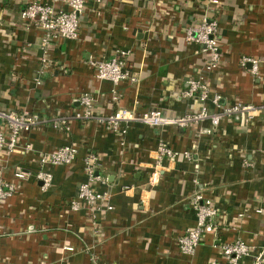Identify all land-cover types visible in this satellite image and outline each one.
Listing matches in <instances>:
<instances>
[{"label":"crops","instance_id":"obj_1","mask_svg":"<svg viewBox=\"0 0 264 264\" xmlns=\"http://www.w3.org/2000/svg\"><path fill=\"white\" fill-rule=\"evenodd\" d=\"M33 1L66 10L65 0H0V111L69 117L80 110L83 93L92 96L94 111L102 116L118 108L157 109L168 117L197 111L200 104L180 93L197 77L205 55L185 40V31L206 17L219 28L220 62L207 76L210 94H219L225 105H252L259 113L244 126L234 119L216 128L206 121L163 129L130 124L124 146L94 122L72 120L68 132L45 123L21 133L17 150L0 161V180L15 186L0 203V264H226L223 244L239 239L261 247L264 0H88L78 38L51 46V67L40 63L42 33L20 17ZM119 50L130 51L127 68L138 82L120 83L113 102V85L97 80L88 61L108 60ZM243 57L257 61L256 74L249 63L241 66ZM159 142L190 151L191 160L163 159L157 165ZM62 146L76 147L78 155L69 166L44 167L52 180L42 189L34 178L39 156ZM87 152L99 159L101 179L92 189L106 194L112 208L95 218L83 208L68 209L86 180ZM17 170L29 177L15 179ZM197 192L212 201L217 231L184 255L178 239L195 226L191 199Z\"/></svg>","mask_w":264,"mask_h":264},{"label":"built area","instance_id":"obj_2","mask_svg":"<svg viewBox=\"0 0 264 264\" xmlns=\"http://www.w3.org/2000/svg\"><path fill=\"white\" fill-rule=\"evenodd\" d=\"M87 1L65 0L66 10L59 11L47 4L33 1L21 11V19L33 24L42 33L40 63L44 67H51L53 64L49 59L50 48L53 44L58 41H73L78 38L79 19ZM185 40L198 45L205 55V61L199 69L197 77L187 81L186 88L180 93L182 99L200 104L197 111L179 117H168L157 109L138 112L136 109L118 108L112 114L102 116L95 113L94 101L89 93H83L79 97L80 110L74 111L69 117L58 115L48 120L29 111L18 113L0 111V161L2 157L9 156L17 150L21 133H27L45 123H48L54 130L68 132L72 120L82 123L94 122L118 135L121 139L120 145L124 146V138L130 124H142L153 129H163L166 127L187 128L190 125H197L206 121L212 128H216L223 120L234 119L241 126L252 121L259 113L257 107L240 103L225 105L219 94L211 95L209 92L207 76L218 67L220 62L217 21L202 17L197 26L185 31ZM129 55V50H119L108 60L88 61V65L93 70L97 80L108 81L113 85L114 89L111 96L113 102H117L119 99L116 87L120 83L126 81L135 85L138 82L136 76L127 68L126 58ZM240 63L242 67L249 63L251 73L256 74V60L243 57ZM36 83L39 84V82ZM77 155L78 150L74 146H62L52 152L40 155L38 160L40 170L35 173L34 178L41 182V188L47 189L52 180L51 174L43 170L44 167L69 166L75 161ZM155 155L157 165L163 159L173 161L182 157L187 161L191 160L190 151H174L163 142L158 143ZM98 160V156L93 152L85 154L82 162L86 180L79 184L76 197L68 203L70 211L76 212L83 208L93 218L102 209H112L107 204V195L92 189V185L101 179L97 174ZM14 177L18 180H25L29 177V173L17 170ZM14 190L13 183L0 180V203L11 197ZM191 207L195 213V226L186 230L178 239L179 250L184 255L193 254L204 235L217 231L214 222L217 211L210 199L204 198L200 192H197L191 199ZM220 251L226 264H239V261L244 258H249L250 264H263L264 242L261 247L257 248L237 239L221 245Z\"/></svg>","mask_w":264,"mask_h":264}]
</instances>
